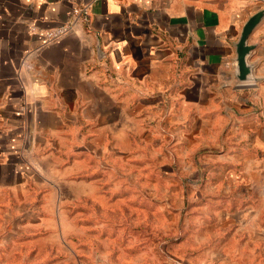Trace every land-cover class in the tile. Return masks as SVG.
Returning a JSON list of instances; mask_svg holds the SVG:
<instances>
[{
  "label": "crops",
  "instance_id": "crops-1",
  "mask_svg": "<svg viewBox=\"0 0 264 264\" xmlns=\"http://www.w3.org/2000/svg\"><path fill=\"white\" fill-rule=\"evenodd\" d=\"M87 4V22L45 44L44 30ZM263 10L264 0H0V250L75 202L109 198L132 220L140 179L153 191L141 204L175 188L208 244L264 248V17L245 82L235 66L241 29Z\"/></svg>",
  "mask_w": 264,
  "mask_h": 264
},
{
  "label": "rangeland",
  "instance_id": "rangeland-1",
  "mask_svg": "<svg viewBox=\"0 0 264 264\" xmlns=\"http://www.w3.org/2000/svg\"><path fill=\"white\" fill-rule=\"evenodd\" d=\"M135 183L132 220L125 204L111 211L109 198L100 199L99 207L75 202L69 213H48L37 238L0 250V264H264V248L208 244L213 238L179 210L175 188L160 189L141 204L140 191L153 193L152 186L141 179Z\"/></svg>",
  "mask_w": 264,
  "mask_h": 264
},
{
  "label": "water",
  "instance_id": "water-1",
  "mask_svg": "<svg viewBox=\"0 0 264 264\" xmlns=\"http://www.w3.org/2000/svg\"><path fill=\"white\" fill-rule=\"evenodd\" d=\"M264 17V10L251 16L243 25L238 41L235 45V66L236 79L245 82L250 74V66L246 63V58L252 50V46L247 44L248 37L260 20Z\"/></svg>",
  "mask_w": 264,
  "mask_h": 264
},
{
  "label": "built area",
  "instance_id": "built-area-1",
  "mask_svg": "<svg viewBox=\"0 0 264 264\" xmlns=\"http://www.w3.org/2000/svg\"><path fill=\"white\" fill-rule=\"evenodd\" d=\"M90 7L91 4L76 7L72 10L70 21L44 30L43 38L45 44H51L57 42L67 34L72 33L77 24L87 22L89 17Z\"/></svg>",
  "mask_w": 264,
  "mask_h": 264
}]
</instances>
